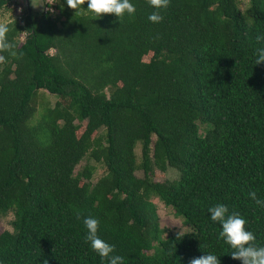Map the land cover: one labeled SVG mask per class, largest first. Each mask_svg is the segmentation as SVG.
Returning <instances> with one entry per match:
<instances>
[{"label": "trees", "instance_id": "trees-1", "mask_svg": "<svg viewBox=\"0 0 264 264\" xmlns=\"http://www.w3.org/2000/svg\"><path fill=\"white\" fill-rule=\"evenodd\" d=\"M48 2L7 25L23 55L0 64V218L12 215L0 264H108L85 243L88 216L123 264L206 254L242 264L208 209L238 212L264 246V207L249 196L264 200V0L242 12L235 0H170L161 23L148 20L147 0H130L136 12L121 20ZM38 91L68 104L46 102L31 123ZM74 121L85 122L79 137ZM90 145L88 159L104 167L93 182L92 166L74 173ZM166 167L178 178L153 181ZM151 198L174 210L193 247L184 233L160 237Z\"/></svg>", "mask_w": 264, "mask_h": 264}, {"label": "clouds", "instance_id": "clouds-1", "mask_svg": "<svg viewBox=\"0 0 264 264\" xmlns=\"http://www.w3.org/2000/svg\"><path fill=\"white\" fill-rule=\"evenodd\" d=\"M45 3V0H39L38 3L36 0H31L33 8H39ZM147 3L154 9L148 15V20L152 23H161L163 21L161 10H166L170 6V0H147ZM66 4L69 9L75 12V15L85 11L84 5L87 4L86 11L92 13L94 19H100L104 15H115L118 20H121L125 14L133 16L136 12V8L130 3V0H66ZM46 10L51 12L50 7ZM9 31L10 29L6 24L0 23V64L7 62L4 53L16 58L23 55L22 52H17V45L8 40L7 34ZM256 42L264 45V35H257ZM256 57V65L264 64V46L256 49ZM249 196L258 206L264 207V200L258 199L254 191L250 192ZM208 212L211 214L210 219L213 222L222 225L219 238L223 239L233 249L232 259L240 260L242 264H264V246L256 244V236L253 232L247 230V221L238 212L232 211L231 214H228L229 210L223 204L210 207ZM80 218V214L77 213V219ZM83 224L87 230L85 243L90 244L91 249L99 255L101 260H107L108 264H123V257L114 255L115 246L108 244L99 237L100 221L97 218L88 216L83 219ZM179 236L180 233H178L177 238ZM45 264H47V261ZM189 264H220V260L216 255L206 254L192 258Z\"/></svg>", "mask_w": 264, "mask_h": 264}, {"label": "rangeland", "instance_id": "rangeland-1", "mask_svg": "<svg viewBox=\"0 0 264 264\" xmlns=\"http://www.w3.org/2000/svg\"><path fill=\"white\" fill-rule=\"evenodd\" d=\"M36 2L38 3L39 0H36ZM45 2H48V0H45ZM235 2L237 4L238 9L241 12L244 11L249 4V0H235ZM28 5L24 3V0H9L5 4V6L0 8V23L10 25L14 21H20L21 18L24 17V15L28 13L29 9L34 13H37L39 11L43 12L45 10V7L43 6L44 4L39 8H33L31 3L29 7ZM23 38L24 36L20 35L17 41L21 42ZM49 53H52V51L50 50ZM150 56H151L150 53H145L140 56V61L143 63H146L150 59ZM55 101H60L64 105L68 104V100L66 99H61V98L58 99L56 97H53L52 95H49L45 91H38L36 99H35V112L30 122L32 123L38 119L42 105L46 104L47 102L48 105L52 106V104ZM73 125L75 127H78L76 131V136L79 137L83 133L85 122L78 123L77 121H74ZM204 126H205L204 124L199 126L200 127L199 133L201 134L203 133ZM98 135H100V129L90 134L89 142L96 140L98 138L97 137ZM153 139L154 138L151 137V140ZM90 143H93V142H90ZM92 147L93 145L89 146L88 150L85 152L82 159L76 164L74 168V173L80 171L82 166L85 164H87L88 166H92L94 169L92 172V182H93L104 174V167L103 165L98 164V163H93L91 160L88 159V153L90 152V149ZM134 155H135L136 162L139 163L140 162V146L138 143L134 148ZM135 175L137 177H140L141 173L137 172ZM177 178H178V173L171 168L166 167L164 168L163 171L153 169V176H152L153 181L160 182L163 180H175ZM150 201L153 204L155 213L158 217L157 226H158V230L160 231L161 238H165L167 235H171L174 233H184V234H187L186 236H188L187 243H188L189 248L193 247L197 243V239L190 236L189 234L190 230L183 225L181 219L174 213L173 209H171L170 207L164 206L160 201H158L155 198H151ZM11 219H12V215L10 213H7L5 217L0 218V232L3 230H10V226L8 222ZM157 244H158V241L154 244L153 247L155 248ZM149 253H151V251L148 252V254Z\"/></svg>", "mask_w": 264, "mask_h": 264}, {"label": "water", "instance_id": "water-1", "mask_svg": "<svg viewBox=\"0 0 264 264\" xmlns=\"http://www.w3.org/2000/svg\"><path fill=\"white\" fill-rule=\"evenodd\" d=\"M24 3H25L26 5H28V0H24Z\"/></svg>", "mask_w": 264, "mask_h": 264}]
</instances>
